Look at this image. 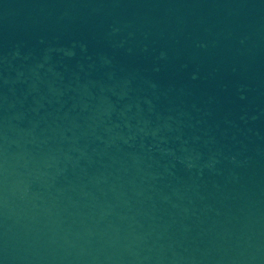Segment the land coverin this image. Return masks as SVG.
I'll use <instances>...</instances> for the list:
<instances>
[{
  "label": "water",
  "instance_id": "1",
  "mask_svg": "<svg viewBox=\"0 0 264 264\" xmlns=\"http://www.w3.org/2000/svg\"><path fill=\"white\" fill-rule=\"evenodd\" d=\"M0 264H264V0H0Z\"/></svg>",
  "mask_w": 264,
  "mask_h": 264
}]
</instances>
